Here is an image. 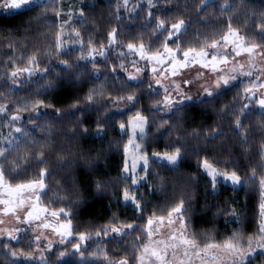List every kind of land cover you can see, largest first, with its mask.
Here are the masks:
<instances>
[{
  "label": "clouds",
  "instance_id": "obj_1",
  "mask_svg": "<svg viewBox=\"0 0 264 264\" xmlns=\"http://www.w3.org/2000/svg\"><path fill=\"white\" fill-rule=\"evenodd\" d=\"M0 264H264V0H0Z\"/></svg>",
  "mask_w": 264,
  "mask_h": 264
}]
</instances>
